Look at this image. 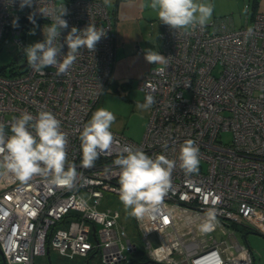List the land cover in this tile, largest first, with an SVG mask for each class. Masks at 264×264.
<instances>
[{"label": "built area", "instance_id": "built-area-1", "mask_svg": "<svg viewBox=\"0 0 264 264\" xmlns=\"http://www.w3.org/2000/svg\"><path fill=\"white\" fill-rule=\"evenodd\" d=\"M61 4L68 9L61 43L72 27L94 25L105 34L94 51L80 49L60 76L54 67L33 71L27 60L9 74L0 68V123L10 125L25 111L54 113L68 140V162L76 165V187L67 190L40 176L26 183L11 174L0 176V248L6 264H36V256H47L54 264L50 252L74 264L98 252L99 264H120L142 254L165 264H257L235 225L264 234V12L248 16L240 27L228 15L187 32L162 24L165 62L149 68L138 85L143 98L155 99L141 140L111 129L112 147L92 167H83L80 133L113 74L114 40L106 4L33 0L32 7L21 9L19 0H0V45L17 42L22 53L30 26L42 41V29L51 20L40 12L55 13ZM14 20L18 27H13ZM67 50L65 44L62 51ZM5 130L11 134L10 127ZM187 140L200 151L199 171L192 175L185 174L179 161ZM126 146L153 157L164 155L177 165L160 211L134 217L141 248L120 223L122 212L102 202L104 191L118 194L114 161ZM209 208L216 209L214 227L202 234L199 227ZM189 235L199 240L187 242Z\"/></svg>", "mask_w": 264, "mask_h": 264}, {"label": "clouds", "instance_id": "clouds-1", "mask_svg": "<svg viewBox=\"0 0 264 264\" xmlns=\"http://www.w3.org/2000/svg\"><path fill=\"white\" fill-rule=\"evenodd\" d=\"M33 0H19L21 9L32 7ZM157 14L161 23L173 30L188 31L197 26L203 27L210 20L213 6L198 0H150L148 5ZM41 15L51 20L42 29L43 40L23 49L27 64L33 71H42L46 67L57 69L60 76L70 69L80 49L94 51L96 43L105 34L103 29L89 25L82 30L72 27L61 43V32L68 28L63 18L68 9L61 4L55 13L47 9ZM29 20L35 24L33 16ZM13 21V27H18ZM30 34L35 35V30ZM67 46V52L62 51ZM149 63H164L165 57L158 52L146 53ZM155 104L152 95H146L144 101L136 102L140 111H148ZM116 120L115 115L99 108L93 112L90 120L80 133L81 165L92 167L102 152L109 150L114 143L111 131ZM10 127V133L6 132ZM68 140L61 130V121L49 110H39L36 115L22 112L13 117L10 125L0 123V176L11 174L16 180L26 183L36 176L47 179L51 185L67 190L76 187L77 171L74 163L68 162ZM180 167L186 175L199 171L200 151L193 140L183 143L179 152ZM119 169L118 195L126 212L136 218L153 216L160 211V205L171 187V175L176 161L164 155L150 156L140 148L126 146L114 161ZM83 200V198H81ZM216 209L206 211V219L200 225L202 234L212 231Z\"/></svg>", "mask_w": 264, "mask_h": 264}, {"label": "crops", "instance_id": "crops-1", "mask_svg": "<svg viewBox=\"0 0 264 264\" xmlns=\"http://www.w3.org/2000/svg\"><path fill=\"white\" fill-rule=\"evenodd\" d=\"M101 1L106 4L110 14L114 40L113 74L106 89L111 85L119 93L121 87V91L127 90L130 94L134 86L138 87L141 77L149 68L162 64L149 63L146 53L158 52L163 56L161 48L163 23L158 19L156 12L148 6L150 0ZM198 2L213 6L209 21L228 15L234 27L244 25L249 20L248 16L251 17L253 13L264 12V0H198Z\"/></svg>", "mask_w": 264, "mask_h": 264}, {"label": "rangeland", "instance_id": "rangeland-1", "mask_svg": "<svg viewBox=\"0 0 264 264\" xmlns=\"http://www.w3.org/2000/svg\"><path fill=\"white\" fill-rule=\"evenodd\" d=\"M32 30H35V35L30 34ZM38 41H40V38L36 28L32 27L27 29L25 35V47ZM20 47L22 48L20 44L13 41L2 42L0 45V68H4L5 72L8 74L11 71L20 70L22 64L27 60L26 56H24V52L21 53ZM121 89L122 88L120 87L118 93L114 90L113 86L110 85L109 88L103 92V98L94 108L91 116L93 112L99 108H105L111 111L116 117L111 129L118 131L135 141H140L145 131L149 117L147 111H140L136 108L137 101L141 103L144 101L143 93L137 86L132 88L130 94L127 92V90L121 91ZM102 202L105 203L104 205L115 206L122 212L123 215L121 216L120 223L124 224L127 232L131 234L129 236H131L132 239L137 242L138 248H141L143 244L139 239V236L136 234L134 217L126 212L119 199V195L113 192L104 191ZM238 238L241 242L245 243L253 250L255 258L257 259V264H264V234L247 228L238 234ZM190 239L199 240L196 237L190 238V235L186 237L187 242H190ZM201 239L203 238L201 237ZM183 252L185 253V251H182V254H184ZM50 256L54 264H74L67 257L59 256L54 252H50ZM35 262L36 264H50L47 256H36ZM99 263L100 254L98 252L94 254L89 264ZM0 264H3L1 256ZM7 264L23 263L10 262ZM184 264H186L185 261Z\"/></svg>", "mask_w": 264, "mask_h": 264}, {"label": "flooded vegetation", "instance_id": "flooded-vegetation-1", "mask_svg": "<svg viewBox=\"0 0 264 264\" xmlns=\"http://www.w3.org/2000/svg\"><path fill=\"white\" fill-rule=\"evenodd\" d=\"M91 260H88V258L83 259L80 261L79 264H89ZM120 264H165L162 262H156L153 261L151 259H149L146 255H134L133 257H131L127 262H123Z\"/></svg>", "mask_w": 264, "mask_h": 264}, {"label": "trees", "instance_id": "trees-1", "mask_svg": "<svg viewBox=\"0 0 264 264\" xmlns=\"http://www.w3.org/2000/svg\"><path fill=\"white\" fill-rule=\"evenodd\" d=\"M255 2H253V4H254ZM255 6V5H254ZM32 27H34V26H30L29 28H26L25 30H27V29H30V28H32ZM235 228L237 229V231H238V234L240 233V232H243L245 229H247L248 227H246L245 225H235Z\"/></svg>", "mask_w": 264, "mask_h": 264}, {"label": "water", "instance_id": "water-1", "mask_svg": "<svg viewBox=\"0 0 264 264\" xmlns=\"http://www.w3.org/2000/svg\"><path fill=\"white\" fill-rule=\"evenodd\" d=\"M93 229H94V226H93ZM0 256H1V259H2V263L3 264H6L5 259H4V256H3V253L1 251V248H0Z\"/></svg>", "mask_w": 264, "mask_h": 264}, {"label": "bare ground", "instance_id": "bare-ground-1", "mask_svg": "<svg viewBox=\"0 0 264 264\" xmlns=\"http://www.w3.org/2000/svg\"><path fill=\"white\" fill-rule=\"evenodd\" d=\"M195 237H198V235L197 236L195 235ZM188 246H190V243L188 244Z\"/></svg>", "mask_w": 264, "mask_h": 264}]
</instances>
